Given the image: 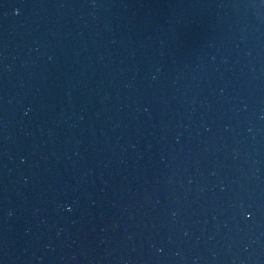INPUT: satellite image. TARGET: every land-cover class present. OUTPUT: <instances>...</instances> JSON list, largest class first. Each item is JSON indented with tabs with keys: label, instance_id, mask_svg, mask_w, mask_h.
<instances>
[{
	"label": "water",
	"instance_id": "1",
	"mask_svg": "<svg viewBox=\"0 0 264 264\" xmlns=\"http://www.w3.org/2000/svg\"><path fill=\"white\" fill-rule=\"evenodd\" d=\"M73 99L154 182L198 264H264V0H27Z\"/></svg>",
	"mask_w": 264,
	"mask_h": 264
}]
</instances>
